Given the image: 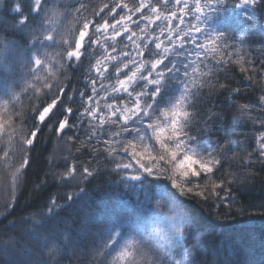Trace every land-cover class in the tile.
Segmentation results:
<instances>
[{
  "label": "snow or ice",
  "instance_id": "6c2138e0",
  "mask_svg": "<svg viewBox=\"0 0 264 264\" xmlns=\"http://www.w3.org/2000/svg\"><path fill=\"white\" fill-rule=\"evenodd\" d=\"M257 4L264 0H138L133 7L123 0L100 7L95 0H0V109L7 127L28 98L39 103L30 111L33 127L19 143L33 147L57 116L54 133L72 132L77 140L83 135L86 145L100 146L84 149L88 166L65 165L56 182L74 191L51 194L41 209L5 225L16 231L0 233V264H62L72 246L94 264H197L201 229L181 209L183 201L176 202V192L196 190L205 201L230 198L219 196L224 180L214 179L230 146L214 139L220 131L214 125L225 121L211 110L202 116L197 102L220 75L214 69L231 63L236 33L253 30ZM85 60L84 89L72 88L71 77L61 87L67 68L84 69ZM235 63L245 72L243 65L254 60L240 56ZM243 108L264 109V95ZM262 117L264 112L247 119L261 129L256 142L264 160ZM101 157L104 164L91 167ZM29 165L25 156L17 186L26 183L19 174ZM15 207L7 206L0 219ZM215 251L216 264H246L235 241L225 240Z\"/></svg>",
  "mask_w": 264,
  "mask_h": 264
},
{
  "label": "trees",
  "instance_id": "16d2710c",
  "mask_svg": "<svg viewBox=\"0 0 264 264\" xmlns=\"http://www.w3.org/2000/svg\"><path fill=\"white\" fill-rule=\"evenodd\" d=\"M111 2L112 0H95L97 7ZM123 2L129 7L138 6V0ZM251 11L255 13L256 21L251 26L253 30L249 32L245 29L236 33L235 46L228 49V52L233 53L231 63L214 69L220 75L211 80L203 93V99L197 102L202 116L211 110L220 114L225 121L214 125L220 129L214 139L222 144L230 142L228 150L220 157L221 167L214 179L217 183L224 180L219 196L230 198L217 200L215 196H211L205 201L202 196L195 195L196 190L193 193L176 192V202L183 201L181 209L201 229L197 238L202 240V251L197 264L201 260L216 264L215 249L225 240L235 241L240 246L239 254L246 264H264V160L258 157L259 145L256 142L261 129L253 128L251 121L247 119L249 116L255 119L264 109L257 108L256 111L248 112L243 108L244 105L254 107L256 99L264 95V70L261 68L264 52L259 50L260 45L264 44V4H257ZM73 23L72 18L68 17L65 27L70 28ZM123 43L121 41L118 46L123 47ZM96 55L99 57L102 53L97 52ZM240 56L245 60H254V63L243 65L248 71L241 72L240 65L235 63ZM224 58L229 57L226 55ZM88 65L89 61L85 60L84 69L76 71L74 68H67L65 75L60 78V86L63 87L67 82L66 78L71 77V87L83 90L84 85L79 82L82 79L80 72L86 70ZM108 82L104 81L105 84ZM222 84L225 85L224 88L220 87ZM234 89L239 90V95L232 94ZM37 103L39 102L23 98L21 106L16 109L17 116L11 118L14 122L12 128L7 127L8 118L3 116V110L0 109V214L5 213L7 206L13 202L16 206L7 219H0V233L14 234L16 230L6 228L5 225L20 215L26 216L41 209L51 194L74 191V187L56 182L67 171L65 165L76 163L88 166L86 162L91 157L84 149L100 147L86 145L83 135L77 140L70 138L72 132L54 133L52 125L57 116L48 121L33 147L29 149L19 143V138L25 137L33 127L30 111ZM101 103L104 101L101 100ZM71 106L74 109L77 107L76 104ZM5 152L8 153L7 157ZM25 156L29 157L30 165L19 176L26 183L17 186L16 170L20 168ZM103 164V157L98 161H91L93 168ZM77 180L71 181V184L74 186ZM93 184L101 191L107 187L100 181H94ZM3 238L7 239V236ZM178 251L179 249H173L171 252L176 259H179L176 256ZM61 260L62 264H83L86 260L87 264H94L82 251L75 250V246L69 247L67 253L61 255Z\"/></svg>",
  "mask_w": 264,
  "mask_h": 264
}]
</instances>
